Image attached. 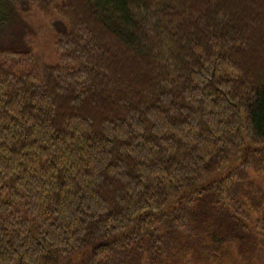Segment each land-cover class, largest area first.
Wrapping results in <instances>:
<instances>
[{"label": "trees", "instance_id": "obj_1", "mask_svg": "<svg viewBox=\"0 0 264 264\" xmlns=\"http://www.w3.org/2000/svg\"><path fill=\"white\" fill-rule=\"evenodd\" d=\"M21 4L62 26L0 44V264L258 263L264 0Z\"/></svg>", "mask_w": 264, "mask_h": 264}, {"label": "rangeland", "instance_id": "obj_2", "mask_svg": "<svg viewBox=\"0 0 264 264\" xmlns=\"http://www.w3.org/2000/svg\"><path fill=\"white\" fill-rule=\"evenodd\" d=\"M21 17L24 22H21L20 17L13 12V19L7 20L0 27V44H9L6 40L10 36L17 35L21 31L22 25L26 24L27 37L33 41V46L30 47L33 53L44 57L47 63H52L57 60V53L53 46V36L58 27L62 26V19L55 12V9H49V15L40 10L34 5L19 6ZM9 21V22H8ZM6 38V39H4ZM260 181V180H259ZM256 264H264V252L259 254V262Z\"/></svg>", "mask_w": 264, "mask_h": 264}]
</instances>
